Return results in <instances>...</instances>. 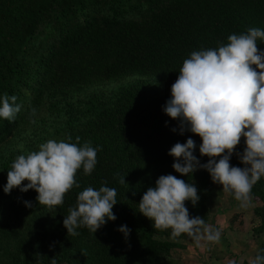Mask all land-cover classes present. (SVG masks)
Segmentation results:
<instances>
[{
    "label": "trees",
    "instance_id": "obj_1",
    "mask_svg": "<svg viewBox=\"0 0 264 264\" xmlns=\"http://www.w3.org/2000/svg\"><path fill=\"white\" fill-rule=\"evenodd\" d=\"M250 28L264 30V0H0V98L14 95L21 106L13 121L0 118V236L16 241L10 264H166L186 234L173 240L170 230L153 228L138 211L143 193L161 175L192 183L200 198L185 207L206 224L205 193L215 185L204 169L184 177L172 168L169 150L189 138L201 164L209 158L199 153L200 137L187 126L181 134L180 122L164 113L171 85L193 51ZM257 47L264 51V41ZM48 140L98 149L92 173L78 170L79 187L52 209L38 204L33 189L3 191L14 159ZM245 147L242 137L231 166L244 167L237 154ZM101 186L117 191L116 219L94 234L81 227L68 235L63 220L78 193ZM252 201V233L262 236L264 177ZM234 216L229 228H241ZM122 225L127 237L117 230ZM258 252L264 254V239L254 257Z\"/></svg>",
    "mask_w": 264,
    "mask_h": 264
},
{
    "label": "clouds",
    "instance_id": "obj_2",
    "mask_svg": "<svg viewBox=\"0 0 264 264\" xmlns=\"http://www.w3.org/2000/svg\"><path fill=\"white\" fill-rule=\"evenodd\" d=\"M258 41H264V30L250 28L246 33L229 35L227 43L217 48L193 51L183 61L170 88L171 98L163 108L168 117L180 122L181 134L187 126L200 137L199 153L209 158L201 164L193 155L195 142L189 138L168 152L174 158V171L191 176L198 169L206 170L212 182L221 185L242 208L251 205L253 186L264 177V51L258 49ZM16 100L7 94L0 98V118L9 122L15 119L21 109ZM242 137L246 147L237 155L244 167H234L229 160ZM97 151L87 142L78 146L48 140L37 151L14 159L3 191L33 189L39 205L48 209L62 205L65 194L79 187L77 171L83 169L90 175L94 170ZM24 181L27 183L21 187ZM120 183H125L124 177ZM116 196V189L108 186L79 192L75 207L69 208L63 220L67 234L76 236L81 227L94 234L107 221H114ZM199 198L194 184L171 174L161 175L155 186L143 193L138 211L156 230H170V239L186 234L197 244L201 240L218 243L219 230L206 225L201 217L189 218L185 201L195 206ZM25 204L31 206L30 202ZM117 230L125 237L130 232L126 225ZM249 264H264V254L258 252Z\"/></svg>",
    "mask_w": 264,
    "mask_h": 264
},
{
    "label": "rangeland",
    "instance_id": "obj_3",
    "mask_svg": "<svg viewBox=\"0 0 264 264\" xmlns=\"http://www.w3.org/2000/svg\"><path fill=\"white\" fill-rule=\"evenodd\" d=\"M124 81H128V80L127 79L121 80V82ZM118 83L119 81H117L116 83L101 85L100 87L98 86L90 87L86 91L87 92L93 90L99 91L100 89L104 90V89L112 88ZM80 95L82 96V92H80ZM183 176L186 177V175ZM205 201L209 209L206 225L211 226L212 228H214L213 226L216 227L217 225L222 226L223 223L227 221V218L230 217L233 218L234 220L235 213H238L239 211L244 216L240 218V220L239 219L238 221L236 220V223L238 225H241V227L242 226L244 227L245 229L244 233L247 231L248 235L250 234L249 225H251L250 222L252 221V215L250 213H247L248 208H242L239 202L236 201L232 195L224 193L222 191V188L218 184L213 185L207 190V192L205 193ZM241 209H243L245 212L240 211ZM224 217L226 218V220L224 219ZM215 223H217V225H215ZM251 235L253 237L250 236V240H252V243L256 246V249L254 250V247L252 246V248L249 251H247L245 255L239 256L236 259L237 261L235 264H241L243 262L249 263L250 260L253 259L254 254L261 240L264 239V234L262 235L261 239L259 238L260 241L254 238L255 234H251ZM178 241L181 243L180 247H182L183 249L176 248L175 251L179 250L183 252L184 255L187 253L197 254L199 256V258H197L199 264H227L224 259H217L216 261L209 259L208 254L205 251L206 247L209 246H206V244L202 242L203 240L199 242V244H197L196 241H194L191 237H188L186 235L185 238H182L181 240ZM15 247H16L15 240L0 236V264H10L12 262V257L14 255ZM215 253H217V251ZM171 263L172 264L174 263L173 259L172 262H170L169 260L166 262V264H171Z\"/></svg>",
    "mask_w": 264,
    "mask_h": 264
},
{
    "label": "crops",
    "instance_id": "obj_4",
    "mask_svg": "<svg viewBox=\"0 0 264 264\" xmlns=\"http://www.w3.org/2000/svg\"><path fill=\"white\" fill-rule=\"evenodd\" d=\"M254 207V202H251V205L248 208V212L251 214V209ZM240 211L245 212L243 209H241ZM240 215V218H242L244 215L242 213H240L238 211V213ZM255 217L252 216V221L250 222L251 225L250 226V234L248 235L247 231L244 233V227L242 226L241 228H235V229H230L228 226V219L225 223H223L222 226L217 225V223H215V225H217L216 227L213 226L214 230H219L220 232V240L218 243H212V242H207L205 240H201L203 243L206 244L205 251L208 254L209 259L212 260H217V259H224L226 261L227 264H235L236 263V259L239 256H243L246 254L247 251H249L252 246L254 247V250L256 249V246L252 243V240H250V236L253 237L251 234L252 233V229L253 227H255L257 225V221L254 219ZM224 219L226 220V218L224 217ZM255 239L259 238L261 239L262 236H258L255 235L254 237ZM200 241V242H201ZM203 244V245H205ZM181 245V243H180ZM183 249L182 247H178V249ZM217 251V253H215ZM199 256L195 253H187L184 255L183 252L176 250L173 254V256H171L170 259H168L170 262H172V259L174 260L173 264H199L198 263V259ZM167 260V261H168ZM172 264V263H171Z\"/></svg>",
    "mask_w": 264,
    "mask_h": 264
}]
</instances>
